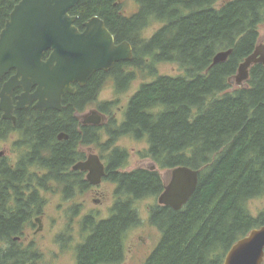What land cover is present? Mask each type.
Returning <instances> with one entry per match:
<instances>
[{
    "label": "trees",
    "instance_id": "obj_1",
    "mask_svg": "<svg viewBox=\"0 0 264 264\" xmlns=\"http://www.w3.org/2000/svg\"><path fill=\"white\" fill-rule=\"evenodd\" d=\"M20 1L0 0V30ZM135 1L139 11L132 17L123 14L118 0H80L71 15L79 17V23L99 17L118 43L140 45L132 62L118 63L110 74L118 92L128 90L136 78L129 68L147 67L155 76L157 65L172 63L185 75L157 76L142 84L130 99L122 124L113 115L114 103L98 104L109 76L97 74L76 95L64 98L61 112L25 109L31 114L25 119L31 122L19 127L29 129L26 142L35 152L47 148L51 159L46 169L51 174H68L76 159L75 144L92 142L108 153L123 137L147 139L149 148L140 156L161 170L199 171L198 189L181 211L160 205L151 208L150 224L162 233V239L145 264H224L238 241L264 226V212L254 217L249 210L251 201L264 197V66L251 70L246 88L229 92L240 65L258 44L264 0ZM154 23L162 27L151 39H143L142 31ZM230 49L234 51L228 61L213 66L215 56ZM21 92L18 89L16 94ZM94 105L108 116V122L94 127L89 139L86 132L76 130L75 115ZM101 130L110 137L104 145ZM60 132L70 134V140L55 141ZM112 155L108 176L116 178L118 194L127 199L117 202L109 220L87 218L82 223L90 236L80 247L78 264L124 263L125 237L141 224L136 204L159 198L166 187L158 171L117 172L126 167L130 155L122 149ZM23 171L0 167V208L9 187L21 197L24 190L19 188L18 176ZM36 197L32 188V199ZM4 215L8 213L1 211L0 235H8L19 224L5 220ZM18 215L24 213L14 215L16 219L21 218Z\"/></svg>",
    "mask_w": 264,
    "mask_h": 264
},
{
    "label": "water",
    "instance_id": "obj_2",
    "mask_svg": "<svg viewBox=\"0 0 264 264\" xmlns=\"http://www.w3.org/2000/svg\"><path fill=\"white\" fill-rule=\"evenodd\" d=\"M80 0H21L15 6L0 34V81L15 70L0 92V112L4 119L14 120V112L34 104L36 111H61L67 94H75L73 84L85 86L99 71L109 72L117 63H129L134 59V49L129 42L115 44L114 35L99 17L85 24L80 33L74 26L76 17L70 12ZM51 52L44 60L45 54ZM233 49L218 53L213 66L228 61ZM257 53L248 57L235 76L236 84L243 88L250 79L254 65L264 64V56ZM23 93L16 97L15 90ZM86 124L99 126L98 113ZM60 140L68 139L61 134ZM75 170L89 172L88 179L94 185L101 184L106 167L98 155L90 156ZM152 171L157 170L154 166ZM200 172L188 167L171 170V179L159 197V205L181 211L196 193ZM224 264H264V226L251 231L229 251Z\"/></svg>",
    "mask_w": 264,
    "mask_h": 264
},
{
    "label": "flooded vegetation",
    "instance_id": "obj_3",
    "mask_svg": "<svg viewBox=\"0 0 264 264\" xmlns=\"http://www.w3.org/2000/svg\"><path fill=\"white\" fill-rule=\"evenodd\" d=\"M72 17L77 18V20L74 23V26L79 30L80 33H83L85 31L86 29L85 24H87L92 19L91 18L83 23H79V17L77 16H72ZM9 19L5 21L4 26L0 30V34L2 30L5 28V25ZM105 26L109 30L106 23ZM258 34H259V41L253 54L257 53L259 55L258 57L260 58L264 56V41H262L259 31ZM115 44L120 45L122 43H118L115 37ZM50 53L51 52L49 51L45 54L44 60L50 55ZM117 64H115L114 67L109 72L99 71L95 73L90 78L88 83L97 74L103 77L109 76L108 81H114L116 83V79L110 76V74L112 73L113 69ZM258 65L264 66V64L259 63L257 65H254L251 68V70ZM123 73L125 75V72ZM15 74L16 71L12 70L8 75H6L0 81L1 90L4 84ZM88 83L85 86H81L80 83L73 84L72 86L73 88L76 89V92L75 94H70V95H76L78 90L81 88L82 89L85 88L88 85ZM19 89L22 90V88ZM17 90H15L13 94V101L15 105L17 103L16 97L23 93L22 90V92L17 95L16 94ZM29 107H33L34 109V104L27 106V108ZM25 109L16 110L14 112L13 115L16 121L4 119L5 114L3 112H0V144L7 143L11 137L17 136V141H15L13 144L15 148L14 153L17 156V160H15L16 162L14 161V163H12V161L6 156V153L0 151V167L10 169V171L17 170L18 168L19 169L25 168V171L21 172V174L18 176L19 178L18 181L22 183V185L19 186V188L24 190L23 192H21V194H19L21 195V197L19 196L17 197L16 195L17 193L11 191L12 187H9L11 188V190L9 189L7 191V198H4V202H3L4 207L0 208V213L1 211L8 213V216L5 215L3 216L5 220L7 219V221H13V220L19 221L18 227L17 229H15L16 231L11 230V232L9 231L10 233L8 235H0V259H5V261L0 262V264H42L44 259L43 251L41 250L36 239L39 235H41V233H43L44 230L43 223L45 220L44 217L45 208L49 203V200L47 199L48 194H54V195L56 194L62 196V198L66 200L67 203H71L67 207L68 213H71L74 216H79L80 213L82 212L83 209L82 207L84 205H82V203H80L77 199L84 197L90 193H96L97 195L100 196L101 194L99 193L98 188L102 186L105 183V181H109L114 185V195H115V201L110 211L111 214L109 215L110 217L108 219L107 218L99 219L93 214L86 215L80 223L81 230L82 232L85 233L84 234L85 236H83L82 240H79L77 243H75L74 236L70 232H68L74 230L75 227H73V225L71 228H67L66 231H63L56 237V243L61 245L60 247L63 251L71 248L72 245L73 251L75 252L76 255V264H78L80 247L86 243L87 238L90 236V231L87 230L86 228L83 229L82 223H84L87 218H91L98 222L109 220L113 215V211L116 207L117 202H119V200L125 201L127 197L123 193L118 194L119 185L115 181L116 178L112 176L111 177L108 176L107 172H108L109 164H106L103 158L100 157L99 155L98 156L101 158L103 164L106 167V176L103 178L101 184L99 185L92 184L88 179L89 172H84L81 170L74 169L76 165L87 162L90 156L96 155L93 154L92 152L90 154H87V152L85 151V148L92 149L95 146L92 142L90 144H84L80 142L74 145L76 159L74 160V163L71 166L68 174L73 172L75 175H68V174L64 175L63 172H60L59 174H51L50 172L48 173L46 167L48 166L49 164L48 162H50L51 158H49V153H47V148L45 147L42 148L39 152H35V148L26 142L25 133H28L29 129H24L19 127L20 124H26L31 122L30 120L25 119V116L31 115L30 113L23 112ZM48 111H52V110H48ZM48 111L45 112L37 111V112L47 113ZM61 111H56V112H61ZM96 112L101 117L102 123L99 126H95L93 124H86L87 121L93 120L95 118L94 113ZM82 113H78L75 115L76 121L74 124L76 125V130L78 132L80 131L86 132L87 138L90 139L91 135L89 133L94 131V127H102L104 125L103 123L104 117L107 115L103 114V112H101L102 114H100L98 111H93L90 115L84 117L81 120L78 118V115ZM11 126L13 127L11 128ZM82 128H88V129H82ZM61 134H66L69 138L60 140L59 137L61 136ZM70 138H71L70 134L66 132H60L57 134V136H55L54 139L58 143H62L69 141ZM117 149H121V148H117L116 145L110 147V151H109V153H111L110 157L114 156L112 154ZM123 169L124 168L121 167L117 170V172L127 173V172H122ZM31 183H34V185L30 186L29 184ZM32 188L37 192V197L35 200L32 199ZM80 194H84V195L78 196ZM101 201L103 200L99 201L102 204L103 202ZM32 212L34 216H31ZM17 213L20 214L24 213V215L23 216L18 215L21 218L16 219L17 217H15L14 215H16ZM31 230L33 231V235L28 233ZM64 232H68V235ZM123 247H124L125 259H126L127 254H126L125 246ZM66 252L67 251H65V253Z\"/></svg>",
    "mask_w": 264,
    "mask_h": 264
},
{
    "label": "rangeland",
    "instance_id": "obj_4",
    "mask_svg": "<svg viewBox=\"0 0 264 264\" xmlns=\"http://www.w3.org/2000/svg\"><path fill=\"white\" fill-rule=\"evenodd\" d=\"M119 5L122 7V12L126 17H132L139 11V5L135 0H118ZM219 3L217 7L221 6ZM162 27L159 23H154L148 28L142 31L143 39H151L155 33ZM258 31L264 41V23L259 26ZM134 52L140 53V45L133 47ZM157 74L152 76L149 69L145 67L144 69L129 68L128 72L135 73V80L131 83L128 90L123 92H118L116 88V83L114 81H108L103 90L100 93L98 104L104 103H114L112 108L114 117L118 120L119 124L124 122V111H126L127 105L130 99L139 91L140 87L144 83H151L156 80L157 76H170L179 77L184 76V70L177 64L172 63H162L156 66ZM232 89L229 92H234L239 87L236 84L235 77L231 81ZM248 83L246 82L243 88H246ZM93 111H101L97 105L87 108L82 114L78 115L79 119L90 115ZM104 114V113H103ZM108 122V117L105 116L103 123ZM110 139L109 135L105 130H101V144L104 145ZM17 141V136H13L7 143L0 144V151L5 152L6 156L14 163L17 160V156L14 153V142ZM117 148L126 150L129 152L130 158L126 167L122 172H133L138 169L151 170L154 166L157 167L158 171L165 184L168 185L171 179V170H161L155 162L150 159H144L140 156L141 152H144L149 148L147 139L136 140L131 137H123L115 142ZM87 154L91 152L93 154L99 155L103 158L106 164L109 163V158L111 153H103L100 146L95 145L92 149L85 148ZM16 162V161H15ZM152 171V170H151ZM100 196L96 193H90L84 197L78 198L77 200L84 205L82 212L79 216H74L68 213L67 207L71 203H67L62 196L48 194L47 199L49 203L45 208V220L43 223L44 230L41 235L37 237V242L43 251V262L42 264H76V255L73 251V247L63 251L61 245L56 243V237L66 231L67 228H74L73 231H68L74 236L75 243L82 240L85 236L84 232L81 230V221L88 214H93L99 219L109 218L110 211L115 201L114 195V185L105 181V183L99 188ZM84 194H80L81 196ZM76 200V201H77ZM103 200L102 204L99 202ZM159 198H148L146 200L140 201L136 204V209L138 210L141 217V224L137 227L131 229L124 240V246L126 250V259L123 264H145L153 252L157 249L161 239L162 233L150 224V213L151 208L159 205ZM84 210V211H83ZM250 213L254 217H258L262 212H264V197L255 199L249 203ZM68 232H64L68 235ZM29 234L33 235V231H29ZM69 233V234H70Z\"/></svg>",
    "mask_w": 264,
    "mask_h": 264
}]
</instances>
